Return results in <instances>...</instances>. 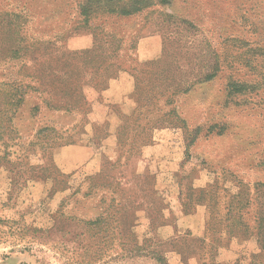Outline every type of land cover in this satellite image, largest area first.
I'll use <instances>...</instances> for the list:
<instances>
[{"label": "rangeland", "instance_id": "obj_1", "mask_svg": "<svg viewBox=\"0 0 264 264\" xmlns=\"http://www.w3.org/2000/svg\"><path fill=\"white\" fill-rule=\"evenodd\" d=\"M150 1L0 0V264H264V0Z\"/></svg>", "mask_w": 264, "mask_h": 264}, {"label": "trees", "instance_id": "obj_2", "mask_svg": "<svg viewBox=\"0 0 264 264\" xmlns=\"http://www.w3.org/2000/svg\"><path fill=\"white\" fill-rule=\"evenodd\" d=\"M101 2H103V5L100 6L99 8L102 9L105 12L108 13H119L123 16H128L131 14H134L146 7H148L149 3L151 2L150 0H128L127 2H125V4L123 6H118L117 2L119 0H100ZM161 3H167L168 0H160ZM261 51L264 52V46H262L261 48H259ZM207 79H209V76L207 77ZM250 86L245 85V84H238L235 81L229 82L227 85V94L228 95H234L236 93H241L243 92L246 88L249 89ZM251 88V87H250ZM215 127V126H214ZM224 128H222L220 131H223ZM173 243V241L167 242V245H171ZM194 243L196 245H194V250L198 251V254L196 253L197 257H196V263L197 264H204V259L202 258V255L199 254V251L203 250V245L204 241L203 240H195ZM165 244V243H163ZM177 244V242H174V245ZM173 246V245H171ZM156 260L157 263L160 264H164L163 258L159 255H156V258H154ZM209 259L212 261V264H219L217 262H215V259L213 258L212 254L210 255Z\"/></svg>", "mask_w": 264, "mask_h": 264}]
</instances>
